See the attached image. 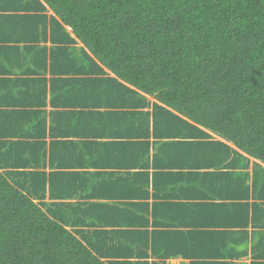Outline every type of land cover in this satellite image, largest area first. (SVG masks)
<instances>
[{
    "label": "trees",
    "instance_id": "1",
    "mask_svg": "<svg viewBox=\"0 0 264 264\" xmlns=\"http://www.w3.org/2000/svg\"><path fill=\"white\" fill-rule=\"evenodd\" d=\"M22 41L27 44L15 45ZM62 67L78 74L68 79L72 86L91 84L95 97L124 98L145 129L139 139L149 130L162 138L155 152L170 163L166 167L175 163L179 169L162 171L163 179L170 173L181 177L191 159L204 165L194 155L196 140L210 135L199 125L236 146L212 142L238 156L232 168L239 161L247 167L239 151L264 164V0H0V87L24 100L5 101L11 109H0V120L17 127L0 131V264H142L100 256L122 257L121 246L111 250L107 242L129 235L105 225L127 219L131 203L125 199L146 191L148 178L132 174L134 184H122L119 177L108 179L110 171H67L76 168L65 167L74 150L65 151L61 162L51 153V170H43L44 84L34 75L20 81L9 73L43 68L54 77L52 104L70 89L58 85ZM144 144L149 157V142ZM88 147L101 161L110 144L94 141ZM90 154L84 162L93 159ZM240 184L242 205L250 197L264 203V166L255 163L251 183L240 178Z\"/></svg>",
    "mask_w": 264,
    "mask_h": 264
},
{
    "label": "crops",
    "instance_id": "2",
    "mask_svg": "<svg viewBox=\"0 0 264 264\" xmlns=\"http://www.w3.org/2000/svg\"><path fill=\"white\" fill-rule=\"evenodd\" d=\"M48 13L52 11L48 10ZM26 44L27 41H22L15 45ZM49 44L45 43L46 46ZM82 45L80 41L77 42L78 47ZM42 70L35 74H9L13 77L34 75L40 77L44 84L43 95L48 104L45 107L46 135L42 139L46 162L43 170H51V153L57 155L56 162H61L60 157L67 155L65 151L74 150L65 167L73 165L76 168H67V171L89 170L105 175L110 171L108 179L117 180L119 177L121 180L117 182L122 184H134L132 174L140 176L142 181L148 178L146 191L125 199V202L131 203V212L126 215L128 220L121 217L105 225L107 230L114 233L122 229L123 234L129 235L130 239L116 238L112 245L107 242L110 249L111 246H121L122 257L109 252L100 256L101 259L130 260L142 264H264V203L250 197L242 205L238 196L243 193L240 178L244 179V184H250L255 163L264 166L263 163L239 151L247 157L244 161H248L247 167H242V161H239L238 166L232 168L238 156L234 152L221 151V146L212 142L233 149H237L236 146L199 125L210 135L207 139L196 140L199 149L194 155L202 157L204 165L200 166L191 159L181 169V177L172 176L171 173L179 169L175 168V163L171 165L174 168L166 167L170 163L167 165V160L163 161L154 149V143L162 138L154 136L150 130L148 137H137V133L144 134L145 129L141 128V124L137 126L132 118L133 111L124 106V98L110 101L113 96L95 97L91 84L89 88L83 84L72 86L74 82L68 79L76 78L78 74L63 71L62 67L58 85L69 86L70 89L62 92L51 104L49 87L54 77ZM2 76L0 74V82ZM22 77L20 81H24ZM13 94H17L16 91L11 93L7 88L0 87V109H11L4 104L5 101H24L11 98ZM172 111L190 122L177 111ZM27 124L21 128L26 129ZM176 124L177 121L173 119L171 125L175 130ZM11 125L15 126L14 123L7 124L0 120V131L11 132ZM204 140L210 143H203ZM94 141L110 144V150L105 152L101 161L96 158V151L88 147L89 142ZM145 141L149 142L147 152L152 161L145 169L146 173L142 174L139 170L149 158L145 152ZM40 142L37 139V146ZM87 152L91 153L90 158L93 159L84 162ZM106 157H110V160ZM164 170H173L166 179L160 176ZM258 190L261 192L262 186ZM146 208L148 211H145ZM130 248L134 253L127 257Z\"/></svg>",
    "mask_w": 264,
    "mask_h": 264
}]
</instances>
